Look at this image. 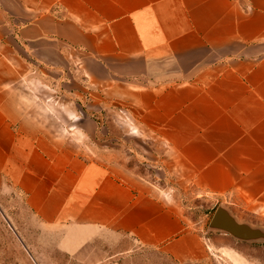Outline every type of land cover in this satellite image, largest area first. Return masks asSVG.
Instances as JSON below:
<instances>
[{
  "label": "crops",
  "instance_id": "1",
  "mask_svg": "<svg viewBox=\"0 0 264 264\" xmlns=\"http://www.w3.org/2000/svg\"><path fill=\"white\" fill-rule=\"evenodd\" d=\"M38 68L128 105L165 170L264 216V0H0V195H24L71 252L105 240L197 258L171 192L77 149L95 121L61 138L29 113L23 79Z\"/></svg>",
  "mask_w": 264,
  "mask_h": 264
},
{
  "label": "rangeland",
  "instance_id": "2",
  "mask_svg": "<svg viewBox=\"0 0 264 264\" xmlns=\"http://www.w3.org/2000/svg\"><path fill=\"white\" fill-rule=\"evenodd\" d=\"M38 69L41 72L23 79V101L29 113L52 121L51 128L61 138L74 129V119L95 121L91 131L84 126L89 134L86 138L75 136L77 149L99 159H118L171 192L186 223L201 236L203 250L197 258L181 260L159 248L104 240L103 249L88 244L71 252L68 235L53 234V229L44 226L27 207L24 195L7 190L0 195V264H264V239L241 240L210 227L217 207L229 205L192 183L185 184L178 173L165 170L155 139L133 124L131 107L117 106L115 97H107L104 105L99 94L91 97L84 93V86L73 74L52 76L48 69ZM238 213L242 218L234 214L239 221L264 230L263 215L242 207Z\"/></svg>",
  "mask_w": 264,
  "mask_h": 264
},
{
  "label": "water",
  "instance_id": "3",
  "mask_svg": "<svg viewBox=\"0 0 264 264\" xmlns=\"http://www.w3.org/2000/svg\"><path fill=\"white\" fill-rule=\"evenodd\" d=\"M210 227L225 231L241 240L264 239V230L239 221L226 206L217 207L211 218Z\"/></svg>",
  "mask_w": 264,
  "mask_h": 264
}]
</instances>
